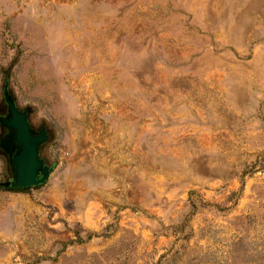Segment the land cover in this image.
<instances>
[{
  "label": "rangeland",
  "instance_id": "374dc122",
  "mask_svg": "<svg viewBox=\"0 0 264 264\" xmlns=\"http://www.w3.org/2000/svg\"><path fill=\"white\" fill-rule=\"evenodd\" d=\"M7 79L54 170L0 264H264V0H0Z\"/></svg>",
  "mask_w": 264,
  "mask_h": 264
},
{
  "label": "water",
  "instance_id": "95a60500",
  "mask_svg": "<svg viewBox=\"0 0 264 264\" xmlns=\"http://www.w3.org/2000/svg\"><path fill=\"white\" fill-rule=\"evenodd\" d=\"M5 110L0 113V150L8 157L12 179L0 183L4 188H32L44 185L54 167L41 156L42 147L49 140L46 127L37 131L30 122V109H20L10 91L8 79L3 87Z\"/></svg>",
  "mask_w": 264,
  "mask_h": 264
},
{
  "label": "trees",
  "instance_id": "16d2710c",
  "mask_svg": "<svg viewBox=\"0 0 264 264\" xmlns=\"http://www.w3.org/2000/svg\"><path fill=\"white\" fill-rule=\"evenodd\" d=\"M27 189H29V188H21V189H13V190H27Z\"/></svg>",
  "mask_w": 264,
  "mask_h": 264
},
{
  "label": "flooded vegetation",
  "instance_id": "af4514ba",
  "mask_svg": "<svg viewBox=\"0 0 264 264\" xmlns=\"http://www.w3.org/2000/svg\"><path fill=\"white\" fill-rule=\"evenodd\" d=\"M43 128V127H42ZM42 128L40 129V130H42ZM19 189H21V188H19ZM25 189V188H24Z\"/></svg>",
  "mask_w": 264,
  "mask_h": 264
}]
</instances>
